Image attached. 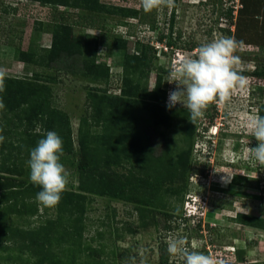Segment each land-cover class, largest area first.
<instances>
[{
    "label": "rangeland",
    "instance_id": "374dc122",
    "mask_svg": "<svg viewBox=\"0 0 264 264\" xmlns=\"http://www.w3.org/2000/svg\"><path fill=\"white\" fill-rule=\"evenodd\" d=\"M100 2L109 7L123 4L144 12L139 16L136 14L137 17L94 12L92 15L95 19L92 20L91 13L88 14L89 11L85 8L72 11L71 21L66 24L70 32L65 34L63 31V36L72 41L73 46L77 45L76 40L81 41L79 49H82L87 35L97 36L95 62L109 65L108 75L94 77L83 74L80 71V56L70 58L62 56L63 53L61 58L49 63V66L37 68V71L43 73L38 78L50 85L51 106L66 111L70 116L74 151L60 159L68 173L66 189L77 190L80 175V126L87 139H91V145H95L94 139H101V135L108 131L104 125L92 122L89 114L91 109L87 111L86 102L93 92L102 93L104 88L107 90L105 94L119 93L123 51L133 53V49L138 51L142 44L154 45V67L146 77L139 80L141 85H146L150 90L154 87L156 76L160 75L161 87L166 90L165 103L168 104L169 93L177 87L175 83H169V73L178 61L194 58L201 45L222 37H231L244 42V46L235 54L241 59L237 71L248 78L247 90L234 92L227 104H211L204 117L196 121L190 140L185 126L188 120L180 117L174 118L170 127H161L164 137L156 135L149 125L143 124L141 144L146 149L152 148L151 152L155 156L162 151L176 153L190 146L189 166L183 178L174 180L167 187L169 189L160 190L154 203L145 206L148 209L146 226L142 225V219L135 210L137 203L96 193H87L81 239H77L71 229L61 225L66 215H60L56 206L49 208L38 204L39 210L35 215L9 214L6 217L7 224L28 228L45 223L47 219L54 220L52 243L41 253V264L51 263L50 258H59L62 264H184L181 257L171 256L168 251L167 261H162L164 249L167 250L171 238H184L190 248L194 247L195 250L213 256L220 264H264V227L247 226L235 219L239 212L264 219V166L248 157V148L255 147L257 141L247 129V121L258 115V106L264 103V81L257 79L253 83V79L245 74L258 64H264V47L259 48L254 42H264V37L261 39L259 35L261 33L264 36V0L251 3L253 8L249 12L254 16L258 13L255 18L247 17L249 14L238 16L242 0H175V7L172 9L165 7L148 13L143 10L141 0ZM50 7L55 8V5L44 6L39 1L29 0H0V70L6 75L34 77L32 62H22L18 59V53L31 44L30 53H34L33 59H37L40 58L38 55L47 50H42L51 41L47 24L58 20L54 15H46L47 8ZM228 7L232 8V18L225 15ZM239 17L251 21L248 34L243 21H238ZM36 20L44 24L40 29L31 31V25ZM91 20L92 25L88 24ZM226 27H229L230 33L225 31ZM122 33L125 34L126 43H120L124 44L122 48L114 47L112 38L116 34L123 35ZM137 34L139 37H136ZM161 34L164 35L162 39L159 38ZM91 44L93 47L94 44ZM90 57L89 53L88 58ZM137 75L135 72L134 76ZM250 90H254L252 98L250 93L248 95ZM176 106L185 109L181 104ZM14 116L10 114L8 124H5V119L0 120V125L2 133L6 132L3 136L20 147L18 166L23 170L22 178L30 183L28 158H22L26 156L27 148L31 149L29 136L24 130H28L29 126L25 120L20 123ZM37 129L40 131L41 128L36 126L31 136ZM211 132L215 134L212 135ZM209 138L210 145L201 143ZM200 148L203 152L197 153ZM200 159L204 162L199 163ZM231 161H235V164L231 165ZM125 163H114L113 168L120 173L131 169L141 174V164L131 161ZM234 173L243 178L237 175L238 178L235 177L231 183L222 179L226 174L232 176ZM171 190L179 191L172 193ZM145 196L148 197V192H145L143 197ZM21 210L22 206L19 212ZM152 211L157 214L152 215ZM193 212L195 215L189 216ZM161 213H169L171 217L165 219ZM130 226L135 229L134 232L128 231L127 227ZM64 235L67 237L64 243L57 240ZM1 245L0 243V264H35L37 255L33 252L19 248L3 250ZM95 249L98 251L93 252ZM239 249L244 251L243 260L237 256L236 251Z\"/></svg>",
    "mask_w": 264,
    "mask_h": 264
},
{
    "label": "trees",
    "instance_id": "16d2710c",
    "mask_svg": "<svg viewBox=\"0 0 264 264\" xmlns=\"http://www.w3.org/2000/svg\"><path fill=\"white\" fill-rule=\"evenodd\" d=\"M22 1V0H21ZM40 2L44 6L46 4L55 5L54 7L47 8L46 15L49 17H57V21L47 24L48 31L51 34V41L48 47L42 50L44 53L38 55L40 58L33 59L34 53L31 44L26 49H20L18 59L22 62H32L33 76L29 77H10L6 75L5 84L6 89L0 93L3 99L5 108L0 110V120H4L8 124L10 114H14L15 118L21 123L23 120L27 122L29 129H24L25 133L29 136L31 142L30 148L25 151L26 157L30 159V152L37 146L38 141L45 137L48 131L56 132L63 141V155L72 153L74 151V143L72 138V126L69 114L57 107L50 104L51 89L45 81L38 78L43 73L37 71L44 66H49L57 58L62 56L73 58L79 57L80 71L86 75L94 77L108 75L109 65L106 63H96V46L98 45V37L94 35H87L82 44V49H79L80 42L76 40L77 45L73 46L72 41H68L63 34L67 31L70 32L69 27L66 26L70 23L72 18V11L84 9L91 13L92 20L95 17L92 15L94 12H103L107 14H116L119 16L137 17L144 12L142 9L135 7H128L123 4H113L109 7L100 0H29ZM20 2V1H19ZM255 0H242V7L238 10L240 17L241 14H249L250 17L255 18L257 14L250 15ZM70 5V6H68ZM59 7H64L58 9ZM70 7V8H69ZM69 8V9H68ZM74 9V10H71ZM45 13V12H44ZM79 13V12H78ZM138 14L137 16H135ZM226 16L232 18V8L228 7ZM259 15H261L259 13ZM238 18L240 23L245 24L246 33L252 24L247 18ZM90 19V18H89ZM88 19V20H89ZM251 19V18H250ZM92 20L90 25H92ZM154 21V19H153ZM84 22V21H83ZM150 23H153L150 21ZM239 23V24H240ZM44 22L40 20L33 21V29H40ZM238 25V22L235 23ZM95 25V24H94ZM263 26V25H262ZM64 31V33H63ZM225 31L230 33L229 27ZM262 39L263 34L259 33ZM164 35H160L162 39ZM94 40H90V39ZM91 41L93 44H91ZM126 43L125 39L121 36L114 35L112 38V45L117 48H122L120 43ZM255 45L259 48L264 47L262 40L254 41ZM263 43V44H262ZM93 45V47L90 46ZM193 45H190L192 47ZM138 47V51L134 49L133 53L123 51V72L120 75V88L118 94H105L106 88L102 89L104 92L92 93L86 102L87 111L89 112L92 122L95 124H102L108 131L94 139L95 145L90 144L91 139H87L82 127L79 128V151L80 160L78 164L79 178L77 190L66 189L62 193L61 200L56 206L60 215L63 217V224L66 229H71L75 237H82L83 232V218L85 212L87 193H96L99 195H109L113 197L122 198L125 201H133L137 203L135 210L139 217L142 219V225H147L145 209L148 204L154 203L157 193L164 188H167L176 179H182L188 170L190 146L181 149L178 152L171 153L168 150L161 152L155 156L152 154V148L146 149L141 144V133L143 132V124L150 126V129L156 135L163 136L161 127L168 128L171 126L173 119L180 117L188 120L185 125L187 128V138L191 139L195 131V124L190 120V113L187 109L179 106L169 108L166 102V90L161 86V76L155 78V84L152 89H148L146 85H141L139 78L147 76L149 70L154 67L153 59L156 57L155 48L153 45L142 44ZM125 49V48H124ZM123 49V50H124ZM90 53V58H88ZM46 64V65H44ZM104 66V67H103ZM165 72H168L164 69ZM135 72L138 73L135 77ZM245 72V71H244ZM243 72V73H244ZM249 75L253 81H264V64H258L252 69ZM134 76V77H133ZM258 115L264 116V103L258 106ZM39 126L40 131L34 132L31 136L32 130ZM0 125V129H1ZM185 128V129H186ZM42 131V132H41ZM6 132H0L4 135ZM88 134V133H87ZM164 137V136H163ZM4 142L0 144V243L3 250H10L17 248L27 250L37 255L35 264H41L40 255L52 243V231L54 228V220L47 219L45 223L38 226H31L28 228H20L11 224H7L6 217L9 214H23L35 215L38 213L39 206L36 201V195L41 191V187L34 185L32 182L27 183L22 178V168L18 166V155L21 154L20 147L13 144L9 139L4 137ZM37 138H40L39 140ZM168 139L169 137H165ZM38 140V141H37ZM35 145V146H33ZM17 151L13 154L14 151ZM175 156V159L173 157ZM123 160V161H122ZM131 161L141 164V174L129 169L125 172H119L113 168V164H126L125 162ZM138 171V172H139ZM238 174L234 175V178ZM240 177V176H239ZM233 178V180H234ZM243 178V177H240ZM234 182V181H232ZM237 183V182H236ZM238 184V183H237ZM178 192L179 190H171ZM145 192H148V197H143ZM143 194V195H141ZM261 197V195H260ZM20 198V203H19ZM140 203V204H139ZM22 210L19 212L20 207ZM152 215L157 214L155 211L151 212ZM165 219L170 218L171 214L161 213ZM157 216L154 217L155 223ZM238 223L252 227H264V219L249 213H238L235 216ZM169 225H166L168 227ZM129 232H134L135 229L127 227ZM67 237L57 239L60 242H65ZM76 240V239H73ZM73 243V242H72ZM16 248V249H15ZM18 250V249H17ZM98 251L95 249L93 252ZM165 255L162 256V261L166 262L168 259L167 250L164 249ZM237 256L243 260V250L239 249ZM53 256L50 255V257ZM51 263L45 264H62L59 258L52 259ZM256 264V262L247 263Z\"/></svg>",
    "mask_w": 264,
    "mask_h": 264
},
{
    "label": "clouds",
    "instance_id": "9594fccd",
    "mask_svg": "<svg viewBox=\"0 0 264 264\" xmlns=\"http://www.w3.org/2000/svg\"><path fill=\"white\" fill-rule=\"evenodd\" d=\"M141 5L148 13L165 7L172 9L175 7V0H141ZM32 26L33 24L30 29ZM122 34L116 35L126 39L125 34ZM136 37L139 35L137 34ZM243 46V41L222 37L201 45L196 50L194 58H183L178 61L169 73V83H175L177 87L169 93L167 106L172 108L181 104L190 113L189 120L194 124L204 117L206 109L211 104H227L234 92L246 91L248 78L237 71L241 59L235 54ZM5 79L6 73L0 70V93L6 89ZM253 91L248 92L251 98ZM4 108L3 99L0 97V110ZM247 129L257 141L255 147L248 148V157L251 161L264 166V116L251 117L247 121ZM2 131L0 129V132ZM215 133L211 132L212 135ZM4 139V136L0 135V144L4 142ZM210 141L209 138L201 143L210 145ZM196 152H203L202 148ZM62 156L63 141L54 131H48L30 152L28 160L30 180L34 185L41 187L42 190L36 195V201L44 207L57 206L69 182L68 173L60 162ZM201 162L204 161L200 159L199 163ZM234 162L231 161V165L235 164ZM233 178L234 175L227 174L222 177L230 183ZM191 214L195 215V212L190 213L189 216ZM167 251L171 256L181 257L184 264H220L213 256L195 250L194 247L190 248L184 238L169 239Z\"/></svg>",
    "mask_w": 264,
    "mask_h": 264
},
{
    "label": "bare ground",
    "instance_id": "6f19581e",
    "mask_svg": "<svg viewBox=\"0 0 264 264\" xmlns=\"http://www.w3.org/2000/svg\"><path fill=\"white\" fill-rule=\"evenodd\" d=\"M215 127V126H214ZM214 131V130H213Z\"/></svg>",
    "mask_w": 264,
    "mask_h": 264
},
{
    "label": "built area",
    "instance_id": "2783aa9c",
    "mask_svg": "<svg viewBox=\"0 0 264 264\" xmlns=\"http://www.w3.org/2000/svg\"><path fill=\"white\" fill-rule=\"evenodd\" d=\"M133 51H134V49H133Z\"/></svg>",
    "mask_w": 264,
    "mask_h": 264
}]
</instances>
